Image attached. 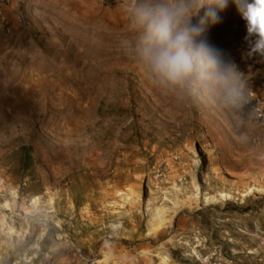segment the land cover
Here are the masks:
<instances>
[{
	"label": "rangeland",
	"instance_id": "obj_1",
	"mask_svg": "<svg viewBox=\"0 0 264 264\" xmlns=\"http://www.w3.org/2000/svg\"><path fill=\"white\" fill-rule=\"evenodd\" d=\"M6 15L0 264H264V0Z\"/></svg>",
	"mask_w": 264,
	"mask_h": 264
},
{
	"label": "built area",
	"instance_id": "obj_2",
	"mask_svg": "<svg viewBox=\"0 0 264 264\" xmlns=\"http://www.w3.org/2000/svg\"><path fill=\"white\" fill-rule=\"evenodd\" d=\"M37 0H0V21L7 23L6 9L10 5H15L16 7H25L34 3ZM16 22L20 25L26 26L28 23L24 20L22 16H17L15 18Z\"/></svg>",
	"mask_w": 264,
	"mask_h": 264
},
{
	"label": "trees",
	"instance_id": "obj_3",
	"mask_svg": "<svg viewBox=\"0 0 264 264\" xmlns=\"http://www.w3.org/2000/svg\"><path fill=\"white\" fill-rule=\"evenodd\" d=\"M21 162L23 165H28V162H31V155H30V151L27 147H22L21 148Z\"/></svg>",
	"mask_w": 264,
	"mask_h": 264
}]
</instances>
